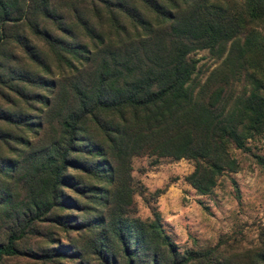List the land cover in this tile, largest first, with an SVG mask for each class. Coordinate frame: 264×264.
Masks as SVG:
<instances>
[{
    "label": "trees",
    "instance_id": "1",
    "mask_svg": "<svg viewBox=\"0 0 264 264\" xmlns=\"http://www.w3.org/2000/svg\"><path fill=\"white\" fill-rule=\"evenodd\" d=\"M262 137L264 0H0V264H264V232L181 250L132 174L209 195Z\"/></svg>",
    "mask_w": 264,
    "mask_h": 264
},
{
    "label": "rangeland",
    "instance_id": "2",
    "mask_svg": "<svg viewBox=\"0 0 264 264\" xmlns=\"http://www.w3.org/2000/svg\"><path fill=\"white\" fill-rule=\"evenodd\" d=\"M193 56L198 60L196 78L202 83L219 60L207 51ZM247 145L249 151L232 149L238 170L221 175L209 195H198L184 181L193 170V161L163 158L155 166L150 157H134L138 215L150 218V206L156 205L167 232L181 250L212 246L221 237L241 246L258 245L264 232V166L256 156L264 159V137L249 140ZM164 187L170 188L168 194L153 198V192Z\"/></svg>",
    "mask_w": 264,
    "mask_h": 264
},
{
    "label": "crops",
    "instance_id": "3",
    "mask_svg": "<svg viewBox=\"0 0 264 264\" xmlns=\"http://www.w3.org/2000/svg\"><path fill=\"white\" fill-rule=\"evenodd\" d=\"M170 191L169 189H166L162 194H161V199L164 198V196H166L168 194V192Z\"/></svg>",
    "mask_w": 264,
    "mask_h": 264
}]
</instances>
